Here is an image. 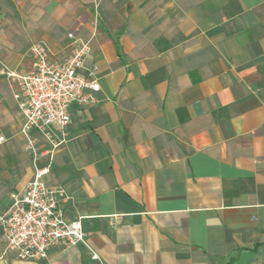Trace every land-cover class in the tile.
Masks as SVG:
<instances>
[{"label": "crops", "instance_id": "obj_1", "mask_svg": "<svg viewBox=\"0 0 264 264\" xmlns=\"http://www.w3.org/2000/svg\"><path fill=\"white\" fill-rule=\"evenodd\" d=\"M0 215L34 176L8 72L92 41L97 102L73 106L44 181L86 243L0 264H264V0H0ZM56 133L58 131L56 129ZM98 255V259L93 258Z\"/></svg>", "mask_w": 264, "mask_h": 264}, {"label": "built area", "instance_id": "obj_2", "mask_svg": "<svg viewBox=\"0 0 264 264\" xmlns=\"http://www.w3.org/2000/svg\"><path fill=\"white\" fill-rule=\"evenodd\" d=\"M71 54L63 61H54L49 48L36 43L30 49L32 69L27 72H8L18 91L15 99L22 112L20 129L25 149L34 155V176L24 189L11 194V202L0 215V229L7 240V249L20 261H47L54 247H75L86 243L82 220H68L65 205L70 197L63 187H53L44 181L50 165L40 168L39 147L32 131L40 132L53 155L66 141V128L71 122L73 106L87 108L97 102L101 86L97 68L83 74L86 59L92 52L91 39L78 38L74 33ZM56 129L58 134L56 133ZM4 137H0V143ZM94 259L98 255L93 254Z\"/></svg>", "mask_w": 264, "mask_h": 264}, {"label": "rangeland", "instance_id": "obj_3", "mask_svg": "<svg viewBox=\"0 0 264 264\" xmlns=\"http://www.w3.org/2000/svg\"><path fill=\"white\" fill-rule=\"evenodd\" d=\"M1 9V8H0ZM66 58H63L62 60H58V61H63V60H65ZM4 75H6L7 76V73L6 74H4ZM8 77V76H7Z\"/></svg>", "mask_w": 264, "mask_h": 264}]
</instances>
